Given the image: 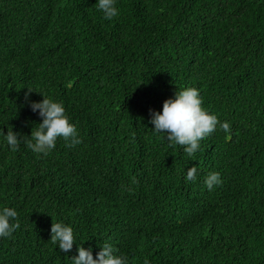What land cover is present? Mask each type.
Returning a JSON list of instances; mask_svg holds the SVG:
<instances>
[{
  "label": "trees",
  "instance_id": "16d2710c",
  "mask_svg": "<svg viewBox=\"0 0 264 264\" xmlns=\"http://www.w3.org/2000/svg\"><path fill=\"white\" fill-rule=\"evenodd\" d=\"M96 3L0 0V129L30 136L43 93L82 138L43 155L0 136V207L20 221L0 264H71L57 221L94 257L109 240L133 264H264V0H117L113 20ZM185 87L231 124L193 157L149 122Z\"/></svg>",
  "mask_w": 264,
  "mask_h": 264
},
{
  "label": "clouds",
  "instance_id": "9594fccd",
  "mask_svg": "<svg viewBox=\"0 0 264 264\" xmlns=\"http://www.w3.org/2000/svg\"><path fill=\"white\" fill-rule=\"evenodd\" d=\"M96 7L106 20H113L120 14L117 0H97ZM31 91L32 89L29 88L25 94L26 99L30 97ZM41 94L42 100L26 102L31 111L38 112L42 118V122L36 123L38 126L32 128L30 136H21L12 128L5 134L3 129H0V136H3L11 151H18L23 142L34 153L49 155L60 138L67 142L69 147L82 142L77 127L70 122L63 102ZM149 114L153 132L162 134L169 142V147L181 146L189 157L195 156L200 150L201 141L215 132L218 127L229 138L231 135L230 122H221L216 114H210L203 107L200 90L195 87H185L176 91L173 97L163 102L162 111L150 109ZM197 173L196 166L189 168L186 171L185 181H195ZM133 183L136 181L133 180ZM222 183L219 172H210L205 178L208 190ZM131 190L128 188V191ZM19 227L18 211L14 207H0V238L10 237ZM50 240L64 253L70 252L74 244L76 245L77 254L68 257L71 264H133L131 258L127 254L119 253L109 240H105L99 246L100 250L94 257L92 247L85 248L83 243L78 244L73 226L63 221L52 223ZM144 264H150V262L145 259Z\"/></svg>",
  "mask_w": 264,
  "mask_h": 264
}]
</instances>
